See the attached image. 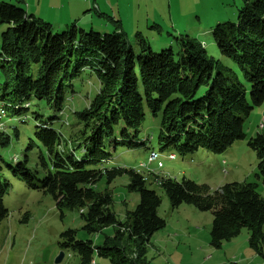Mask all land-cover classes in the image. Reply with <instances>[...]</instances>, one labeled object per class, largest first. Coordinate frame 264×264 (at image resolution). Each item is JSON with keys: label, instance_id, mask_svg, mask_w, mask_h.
Returning <instances> with one entry per match:
<instances>
[{"label": "trees", "instance_id": "16d2710c", "mask_svg": "<svg viewBox=\"0 0 264 264\" xmlns=\"http://www.w3.org/2000/svg\"><path fill=\"white\" fill-rule=\"evenodd\" d=\"M24 7L21 0L0 1V149L19 139L21 124H34L21 157L6 161L0 154V223L9 215L3 203L12 185L7 171L28 189L50 194L61 216L64 209L80 210L88 233L112 226L113 234L100 245L76 239L75 229L61 233V248L77 253L81 264H90L95 251L110 264H147L151 235L166 226L154 185L173 208L189 204L212 212V247L220 248L246 228L249 245L263 254L264 196L257 181H231L213 189L113 159L119 150L149 148L151 137L139 133L146 111L160 117V153L188 156L203 148L218 154L246 138V119L264 103V0H243L235 21H219L210 29L219 52L237 64L249 88L234 69L219 65L200 37L170 33L177 50L172 45L154 50L139 30L134 46L121 20L111 15L99 14L112 24L110 31L75 22L60 31ZM92 79L95 94H81L75 82ZM76 95L88 103L74 107ZM262 123L247 141L258 159L256 177L264 182ZM148 174L154 177L151 185ZM122 175L139 202L120 219L108 185ZM103 179L106 187L100 190Z\"/></svg>", "mask_w": 264, "mask_h": 264}, {"label": "rangeland", "instance_id": "374dc122", "mask_svg": "<svg viewBox=\"0 0 264 264\" xmlns=\"http://www.w3.org/2000/svg\"><path fill=\"white\" fill-rule=\"evenodd\" d=\"M0 1H13L15 3L17 0ZM209 1H202L203 4L196 8L193 7L194 3H197L194 0H122L120 4L121 12L127 15L124 25L126 29L131 30L133 22L136 27L137 25H144L141 32L147 36V41L155 48L154 50H161L169 45H172L174 50L178 48L177 43L172 41L171 35H175L174 32H171V35L166 30L159 32L158 28L151 26L152 22L147 26L145 25L146 19L160 15L164 26H168V23L170 26L171 21H174L178 27H191V34L200 37L207 48V52L220 61L219 65L234 69L244 85L249 88L250 85L241 76L237 64L219 52L212 39L211 30L205 32L206 29H211L210 26L217 25L216 20L218 18L223 19L222 23L230 20L235 21L238 8L243 4V0H228L224 4L221 1L219 4L217 0L215 2ZM21 5L24 6V2H21ZM195 11L196 14L200 15L199 19L196 17ZM92 13L93 18L101 19L96 12L92 11ZM91 27L95 30L98 29L96 25L85 26L87 29ZM199 27L202 30L197 33ZM63 28L64 26L59 30L61 31ZM130 33L128 39L136 46L135 31ZM94 81L92 79L89 84L87 80L75 83L81 94L89 92L91 96L95 94L96 90ZM80 95H76L75 98L77 99H74V104H72L74 107L88 103V98ZM159 118V116L153 117L149 111H146V118L140 128L141 138H146L147 135L151 137V142L147 143L149 148L141 147L131 151L119 150L113 159V163L134 167L139 171L146 170L145 167H139L140 164L146 163L149 169H154L160 173V176H170L178 180L185 176L194 182L206 183L213 189L231 181H257L258 193L264 196V182L256 177L258 159L247 141L261 131L259 127L264 118V103L252 109L246 119L243 127L246 138L235 141L236 143L227 151L213 154L199 148L188 156L176 154L175 159L166 157L169 152H161L160 158L163 161V168H158L157 162L149 163L148 160L152 149L160 152L157 145ZM33 127V121L21 124L19 139L13 137L10 147L0 149V154L6 161L11 160L15 155L17 157L22 156L28 136H32ZM31 156L34 161L36 151H33ZM5 174L12 185L3 202L9 210V215L0 223V264H81L77 253L71 249L61 248L59 243L63 231L75 229L77 231L76 239H91L94 245H100L104 241L103 237L113 234L112 226L106 227L101 232L88 233L83 229L84 221L80 216V210L64 209L61 216L50 194L40 190L28 189L20 179L10 176L7 171ZM147 181L150 185L153 184L154 177L148 174ZM127 183L128 177L122 175L108 185L113 192V211L120 219L124 218L125 210L134 209L139 202V195L129 191L125 185ZM105 185L106 180L103 179L98 182L97 188L103 190ZM152 187L161 194L162 203L157 210L158 214L166 219L165 223L167 224L152 237L151 244L145 254L147 264H264V248L263 254H260L249 245L246 228L237 237L224 241L220 248L212 247L209 234L213 219L212 212L199 210L189 204H182L181 207L173 208L161 189L154 185ZM24 214L28 215L26 222L22 221L25 217ZM174 233L181 235V237H174L172 235ZM167 234L171 236L172 240H168ZM195 234H197L196 238ZM160 236L165 239H161ZM60 252H63L64 256L58 262L57 258ZM94 260L95 264H110V260L99 255L97 251L94 252Z\"/></svg>", "mask_w": 264, "mask_h": 264}, {"label": "crops", "instance_id": "0c3cea01", "mask_svg": "<svg viewBox=\"0 0 264 264\" xmlns=\"http://www.w3.org/2000/svg\"><path fill=\"white\" fill-rule=\"evenodd\" d=\"M194 1L197 2V3H194L193 5V7L196 8L199 5L203 4L202 1L204 0H194ZM215 1L216 0H210L209 2H215ZM217 1H219V4H220V1L224 4L228 0H217ZM21 2H24V6H25L24 8H26L28 12L33 13L36 16H39V18L41 17L44 20H47V21L49 20L50 22L52 21V23L55 25L56 28H62L63 26L65 27L71 24L72 22H75L76 24L82 27H85L87 25H90V26L96 25L98 27V30L102 29V30L110 31V29H112V24L108 22L105 17L99 15L103 13L104 15H111L115 19L121 20L122 27H123L122 29L126 31L128 36L131 34L130 32H134V31L136 32L138 30L143 31L141 28H143L142 26L144 25H137L136 27V24L134 22L131 24V30L126 29L124 25L126 23L125 19L127 18L126 17L127 15H124L121 12L122 7L120 3L122 2V0H21ZM169 9H170V5L168 8V12H169ZM88 11L90 12L87 13ZM92 11L96 12L99 18H101L102 20L101 19L96 20L95 18H93ZM195 14H196V11H195ZM199 16H200L199 14H196V17L198 19H199ZM146 20H147L145 24L146 26L150 22H152L151 26H156L159 32L166 30V32L169 35L171 32H174L175 34L186 32L193 36V34H191L192 32L191 27L189 26L178 27V25H176L174 21H171L170 26L167 21L168 26H164L160 15L159 17L153 16L152 18L146 19ZM222 20L223 19L218 18L216 22H219V21L222 22ZM201 30L202 28L199 27L197 33L201 32ZM208 30L210 29H206L205 32H208ZM145 171L148 172L147 169ZM179 207H181V205ZM157 232L151 235L150 241L152 240V237H154V235L157 234ZM169 234H167L168 240H172ZM172 235L176 238L181 237V235H176L175 233ZM196 237H197V234H195V238ZM160 238L163 240L165 239L162 236H160ZM248 238H249V232L247 235V239ZM150 241H149L148 247L151 244Z\"/></svg>", "mask_w": 264, "mask_h": 264}, {"label": "built area", "instance_id": "2783aa9c", "mask_svg": "<svg viewBox=\"0 0 264 264\" xmlns=\"http://www.w3.org/2000/svg\"><path fill=\"white\" fill-rule=\"evenodd\" d=\"M261 127H263V123H262V122H261L259 128H261ZM175 156H176L175 154L170 153V154H169L168 156H166V157L169 158V159H175V158H176ZM160 157H161V153H159V152H157V151H153V152H151V154L149 155V158H148L149 163L157 162V167H158V168L163 167V161H162V159H161ZM140 167H145V168L147 169L148 172H149V171H150V172H154V173L157 174V175L160 174V173L154 171V169H149V167L147 166L146 163H144V164H140ZM159 176H160V175H159ZM94 263H95V260L93 259V260L91 261L90 264H94Z\"/></svg>", "mask_w": 264, "mask_h": 264}, {"label": "water", "instance_id": "95a60500", "mask_svg": "<svg viewBox=\"0 0 264 264\" xmlns=\"http://www.w3.org/2000/svg\"><path fill=\"white\" fill-rule=\"evenodd\" d=\"M263 121H264V118H263ZM63 256H64V253H63V252H60V255H59V257L57 258V261H58V262L61 261V259L63 258Z\"/></svg>", "mask_w": 264, "mask_h": 264}]
</instances>
